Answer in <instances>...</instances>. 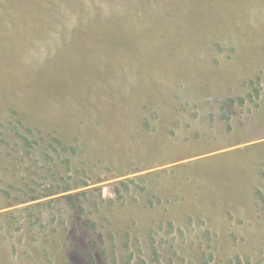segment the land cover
I'll return each instance as SVG.
<instances>
[{
	"label": "rangeland",
	"instance_id": "obj_1",
	"mask_svg": "<svg viewBox=\"0 0 264 264\" xmlns=\"http://www.w3.org/2000/svg\"><path fill=\"white\" fill-rule=\"evenodd\" d=\"M0 264H264V0H0Z\"/></svg>",
	"mask_w": 264,
	"mask_h": 264
}]
</instances>
